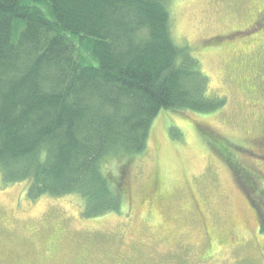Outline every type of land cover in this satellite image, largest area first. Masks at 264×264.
I'll return each mask as SVG.
<instances>
[{"label": "trees", "instance_id": "16d2710c", "mask_svg": "<svg viewBox=\"0 0 264 264\" xmlns=\"http://www.w3.org/2000/svg\"><path fill=\"white\" fill-rule=\"evenodd\" d=\"M169 0H0V174L27 196L77 194L117 212L111 157L143 152L161 110L225 100L173 37ZM264 234V219L260 222Z\"/></svg>", "mask_w": 264, "mask_h": 264}, {"label": "rangeland", "instance_id": "374dc122", "mask_svg": "<svg viewBox=\"0 0 264 264\" xmlns=\"http://www.w3.org/2000/svg\"><path fill=\"white\" fill-rule=\"evenodd\" d=\"M260 1H168L175 42L191 49L210 95L224 98L225 106L211 113L161 110L143 152L109 158L104 173L112 186L127 166L131 190L121 195L117 212L85 216L77 194L32 199L28 183H3L0 174V264H264V234L258 231L264 158L248 152L259 151L252 139L264 117V92L242 83L238 73L249 75L250 68L224 43L209 40L245 24ZM193 122H204L228 142L219 146L230 156H220ZM244 169H252L258 182L259 191L249 195L257 216L237 184ZM155 177L158 197L149 193Z\"/></svg>", "mask_w": 264, "mask_h": 264}, {"label": "flooded vegetation", "instance_id": "af4514ba", "mask_svg": "<svg viewBox=\"0 0 264 264\" xmlns=\"http://www.w3.org/2000/svg\"><path fill=\"white\" fill-rule=\"evenodd\" d=\"M247 15L249 17L246 19L245 24L240 25L238 28H233L227 32L215 34L211 36L209 40L211 42L218 43L217 45H219L220 43H224L223 49L236 56L237 60L241 62V64H244L245 68H250L249 75L248 73L245 74L244 72L238 73V78L242 83L249 84L251 89L255 92H264V0H261L260 3L255 6L254 12L252 14L247 13ZM257 123L259 124L258 135H256V137L252 139V141L254 144H256L258 150L263 154L259 155V151L258 154L252 153L251 151L248 152L252 156L262 159L264 158V117L259 118ZM193 127L200 134L209 138L212 141V143L214 144L213 149L217 150L220 156L222 155L223 157L225 155V152L226 154H228V156H230L229 152L223 151L219 146V144L228 142L221 140L220 136L216 134V132L210 127L205 125L204 122H193ZM226 160H228L227 162H229L231 169H235L236 174L237 170L234 166V163H230V158H227ZM247 170L244 169V171L237 175V184L239 189L242 191V194L245 196L246 200L250 204L254 215L257 216L259 211L258 209H256V205L253 204L251 200L249 201V195L251 192L259 191L256 188L258 182L256 180H253V170ZM147 180L149 181V178H147L146 181ZM118 182L120 192L122 194H126L127 196L130 195L131 190L130 184L128 182L127 166H125L124 169L122 167ZM150 185H152V187L150 188L149 193L153 195L157 192L156 197H158V182L156 177L153 182H150ZM155 208H157L156 212L162 213L161 208L159 206V202L158 204H156ZM194 212L200 216L201 212L199 211L198 207L197 209H194ZM147 217L151 218V215H147ZM258 231L260 232V225ZM121 264L126 263L125 261H123Z\"/></svg>", "mask_w": 264, "mask_h": 264}]
</instances>
